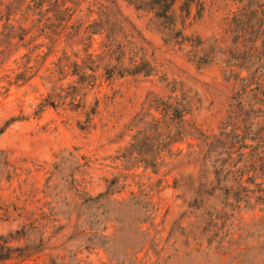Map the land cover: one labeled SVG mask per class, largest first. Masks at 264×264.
<instances>
[{"label":"rangeland","instance_id":"rangeland-1","mask_svg":"<svg viewBox=\"0 0 264 264\" xmlns=\"http://www.w3.org/2000/svg\"><path fill=\"white\" fill-rule=\"evenodd\" d=\"M151 1L59 0L69 13L6 1L0 264H264V0H175L172 21ZM117 61L149 74L104 71ZM82 62L100 64L94 79L76 76ZM194 167L232 192L195 190ZM113 178L120 201L134 194L150 211L153 199L154 223L139 230L147 216L100 200Z\"/></svg>","mask_w":264,"mask_h":264},{"label":"trees","instance_id":"trees-1","mask_svg":"<svg viewBox=\"0 0 264 264\" xmlns=\"http://www.w3.org/2000/svg\"><path fill=\"white\" fill-rule=\"evenodd\" d=\"M9 2V0H0V24L3 23L4 26H10L11 27V16L9 15V7L8 5H6L5 3ZM15 1V0H14ZM17 3L22 2V0H16ZM25 3H28V7L27 9H38V8H43L44 6L48 7L55 6L56 10H60V11H64V12H71L72 10L68 9L67 6H65V4L59 2V0H56L55 3H52L49 0H25ZM139 3V2H138ZM11 4V3H10ZM24 4V2H23ZM5 5V9L4 11H2L3 7ZM12 6V5H10ZM175 6V0H153L150 2L149 8L154 11L155 13V17L158 19H162L163 21H167L170 20L172 21V16L171 13L173 12ZM8 12V13H7ZM72 16V15H71ZM103 32H101V30H93V32L91 33V35H101ZM18 40L21 42H23V40L25 39L23 36H19V37H9V40L13 41V40ZM117 46H120V44L116 43ZM113 49V48H112ZM112 49L109 50H105V54H108L111 52ZM92 55L89 54V52H87L86 54V59H91L92 61ZM118 63L114 66H107L106 69L104 71L106 72H112L113 75L117 76H133V75H138V74H149L148 72H144L142 71V69L140 68V63L133 66V68L128 69L122 61H117ZM76 67V70H78V73L76 74V76L82 80V79H94L95 75L97 74V70L100 69V64H97L96 67H91L89 68L88 66H86L83 62L81 65L79 64H75L74 65ZM89 73H92V75H90ZM244 80H241V82H243ZM237 88V87H236ZM240 90V91H239ZM237 92H241L242 96L241 98H244L246 93L248 92V88H242L240 89V87L238 88ZM50 106V104H48V102L46 101V99L43 101V103L41 105H39V111L41 112L45 107ZM184 116H185V112L181 111L179 112L178 108H174L172 110H170L169 112V119L171 121L177 122L179 124L183 123L184 120ZM12 122H14V120H12ZM3 133L2 130H0V134ZM190 135H188L189 137ZM190 138V137H189ZM194 138V137H191ZM178 136H174V134H172V132H168L166 134V140L167 143L165 144L164 147H162V154H163V162L168 163L170 166H174L175 164L179 163V161L177 160V158H180L182 156V151H178L175 150V146L179 143L178 140ZM187 163V162H185ZM157 165V163H151V167L150 168H155V166ZM182 166H186V165H182ZM187 166H194V165H188ZM196 171V167L192 168L191 174H190V183L192 185H194L193 187L195 188V186H197L200 190H205V191H209L207 192V196L208 197H213L215 195V192L217 193H224V194H230L232 192V188H230L231 186L225 187L226 185L224 183H226L227 181H225L224 183H222L221 181H219V174L216 172V170H214L213 172H211L210 174H208L206 177L203 178V181H198L197 180V175L196 177L194 176ZM171 174V173H170ZM170 174H166L164 176L165 179V183L168 184V178ZM172 175V174H171ZM174 183L175 185L179 184V180L178 178H174ZM120 178H113L110 183L107 185L106 187V192L104 194H100L99 198L101 201L104 202H113L114 205H116L117 207H119L120 209H133L135 208L136 210L139 211L140 215L142 217H146L147 218L145 220L140 221L139 218H136L137 221V225H138V229L142 230L144 228V226L147 225L148 221H152L154 223V214L155 209L154 207V203H153V199L150 198L147 202H146V208L149 209L145 210L144 208V203L143 201H141V199L139 198V196H135L134 194H131V199L129 201H120L119 199H117L116 197H119L122 195L123 190L122 188H120ZM224 184V185H223ZM196 190V188H195ZM200 194V193H199ZM152 208V209H151ZM154 209V210H153ZM152 210V211H151ZM131 211V210H129ZM152 212V213H151ZM148 214V215H147ZM215 220L219 221L220 219L218 217L215 218ZM213 221V219H212ZM213 223V222H212ZM149 231L147 232V236L148 238H150V234H148ZM149 239L143 240L142 244H147ZM155 239H151V248L149 249L146 253L148 254L150 251H152L153 253L157 254L156 252V245H155ZM145 251V247L142 249L141 253Z\"/></svg>","mask_w":264,"mask_h":264}]
</instances>
